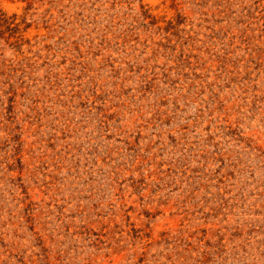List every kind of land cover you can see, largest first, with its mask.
I'll list each match as a JSON object with an SVG mask.
<instances>
[{
	"label": "rangeland",
	"instance_id": "rangeland-1",
	"mask_svg": "<svg viewBox=\"0 0 264 264\" xmlns=\"http://www.w3.org/2000/svg\"><path fill=\"white\" fill-rule=\"evenodd\" d=\"M0 264H264V0H0Z\"/></svg>",
	"mask_w": 264,
	"mask_h": 264
}]
</instances>
